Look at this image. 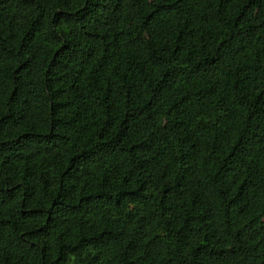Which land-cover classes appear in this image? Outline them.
Instances as JSON below:
<instances>
[{
	"label": "trees",
	"instance_id": "1",
	"mask_svg": "<svg viewBox=\"0 0 264 264\" xmlns=\"http://www.w3.org/2000/svg\"><path fill=\"white\" fill-rule=\"evenodd\" d=\"M0 264H264V0H0Z\"/></svg>",
	"mask_w": 264,
	"mask_h": 264
}]
</instances>
